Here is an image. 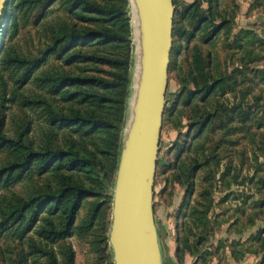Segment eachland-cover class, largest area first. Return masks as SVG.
<instances>
[{
    "label": "rangeland",
    "instance_id": "374dc122",
    "mask_svg": "<svg viewBox=\"0 0 264 264\" xmlns=\"http://www.w3.org/2000/svg\"><path fill=\"white\" fill-rule=\"evenodd\" d=\"M193 2L176 0L175 4L168 103L155 183V215L164 262L182 264L176 254L178 235L184 234V224H194L193 209L209 208V234L202 252L213 253L210 263L264 264V0H214L215 14L210 16L215 18L202 20L193 13ZM67 5L56 1L43 19L36 9L15 38H5V45L27 56L38 55L44 46L43 23L67 16ZM210 6L204 0L203 8ZM222 15L230 21L214 33ZM128 17L134 47L126 123L139 77L138 32L130 0ZM199 54L210 84L218 80L211 92L203 87L195 65ZM50 63L57 68L55 57ZM7 78L12 99L4 110L6 130L13 133L31 119L33 136H40L47 130L45 118L40 110L23 105L40 91L37 84L16 88L17 76L7 74ZM3 156L0 152V160ZM43 183L34 174L8 194L25 195L29 188ZM186 203L190 214L179 218ZM91 206L81 209L76 234L67 241L75 250V264H115L109 239L108 245L102 241L103 235L109 237L113 198L102 206L95 225L87 231L80 226L90 218ZM194 239L190 236L192 242ZM24 252H29L28 246L11 232L0 237V264H15ZM190 256L185 264L191 263ZM41 261L30 256L25 264Z\"/></svg>",
    "mask_w": 264,
    "mask_h": 264
},
{
    "label": "trees",
    "instance_id": "16d2710c",
    "mask_svg": "<svg viewBox=\"0 0 264 264\" xmlns=\"http://www.w3.org/2000/svg\"><path fill=\"white\" fill-rule=\"evenodd\" d=\"M56 1L10 0L0 26V237L11 232L29 249L15 264H25L30 256L42 259L41 264H75V250L67 241L76 234L86 204L92 205L90 218L80 228L88 231L102 206L112 201L109 189L126 125L134 47L128 0H63L67 16L43 23L44 46L38 55L5 45V38H15L36 9L46 18ZM203 2L194 0L193 13L201 20L214 19V0H209L208 10ZM222 16L214 33L230 21ZM52 57L57 68L50 63ZM202 61L197 55L195 65L203 87L211 92L218 80L210 84ZM7 74L17 76L16 88L37 84L40 91L23 105L40 110L45 118L47 130L40 136H33L31 119L13 133L6 130L4 110L12 99ZM34 174L44 183L25 195L8 194ZM188 207L186 203L179 218L190 214ZM208 211L193 209L194 224H184V234L178 235L176 254L182 264L188 254L196 258L193 264H211L213 253L202 252L209 234ZM108 239L103 235L106 245Z\"/></svg>",
    "mask_w": 264,
    "mask_h": 264
},
{
    "label": "water",
    "instance_id": "95a60500",
    "mask_svg": "<svg viewBox=\"0 0 264 264\" xmlns=\"http://www.w3.org/2000/svg\"><path fill=\"white\" fill-rule=\"evenodd\" d=\"M10 0H0V26ZM139 27V78L113 190L109 243L115 264H165L155 183L168 103L174 0H130Z\"/></svg>",
    "mask_w": 264,
    "mask_h": 264
},
{
    "label": "bare ground",
    "instance_id": "6f19581e",
    "mask_svg": "<svg viewBox=\"0 0 264 264\" xmlns=\"http://www.w3.org/2000/svg\"><path fill=\"white\" fill-rule=\"evenodd\" d=\"M133 1V0H132ZM134 7H133V16L135 17V20H136V24H137V32H138V51H137V57H138V67H139V53H140V46H139V27H138V14H137V9H136V6L135 4L133 3ZM139 78V77H138Z\"/></svg>",
    "mask_w": 264,
    "mask_h": 264
},
{
    "label": "crops",
    "instance_id": "0c3cea01",
    "mask_svg": "<svg viewBox=\"0 0 264 264\" xmlns=\"http://www.w3.org/2000/svg\"><path fill=\"white\" fill-rule=\"evenodd\" d=\"M189 259L191 260V263H190V264H192V262H193V261H195V260H194V258H193V257H191V256L189 257ZM213 264H216V262H215V263H213Z\"/></svg>",
    "mask_w": 264,
    "mask_h": 264
},
{
    "label": "flooded vegetation",
    "instance_id": "af4514ba",
    "mask_svg": "<svg viewBox=\"0 0 264 264\" xmlns=\"http://www.w3.org/2000/svg\"><path fill=\"white\" fill-rule=\"evenodd\" d=\"M172 59V58H171Z\"/></svg>",
    "mask_w": 264,
    "mask_h": 264
}]
</instances>
